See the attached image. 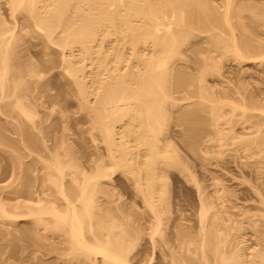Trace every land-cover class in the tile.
Masks as SVG:
<instances>
[{"label": "rangeland", "instance_id": "1", "mask_svg": "<svg viewBox=\"0 0 264 264\" xmlns=\"http://www.w3.org/2000/svg\"><path fill=\"white\" fill-rule=\"evenodd\" d=\"M204 1L206 7L200 8L201 13L191 15L180 26L185 39L179 45L180 55L170 61V84L167 81L166 85L169 98L161 106L167 119L162 145L175 151L183 168H170L162 175L161 181L168 183L170 211L163 225L164 238L156 236L154 242L149 233L155 224L154 214L141 190L143 172L140 179L137 174L111 166L102 133L95 131L91 123L92 102H88L90 107L87 103L84 106L77 84L66 73L65 58L70 55L57 45L60 31L47 39L27 13H14L8 0H0L4 23L0 44L11 51L7 56L11 71L4 92L0 91L4 97L0 102V202L6 203L7 210L6 214L0 211V264H104L100 258L94 262V256L89 259L74 251L66 229L51 215L45 214L39 220L29 212L30 205L31 211L36 205L61 213L67 210L52 183L53 175H57L52 163L64 167V187L72 196L78 194V183L84 177L100 173L99 169L108 175L99 180L94 227L103 224L124 233L127 240L130 236L136 239L134 249L130 247L132 251L127 253L132 264H185L190 259L192 264H199L200 252L176 253L164 239L177 245L194 240L191 248L198 249L202 225L207 236L212 228L219 238L229 239L226 254L236 255L228 264H255L254 253L264 244V142L253 148L246 142L255 137L264 141V121L261 130L253 127L259 118L264 120L259 108L264 109V65L260 61L240 62L224 50V39L229 37L223 16L228 2ZM230 1L232 21L240 38L241 18L236 14L246 0ZM251 3L258 4L254 0ZM259 3L264 6L263 0ZM89 70L86 64L85 75L81 74L86 83L91 80ZM239 92L245 98H239ZM217 98L244 101L260 110L249 111L250 120L239 110L231 117L232 106L225 103L223 109L231 122L224 118L213 125L208 99ZM15 101L32 112L31 119L8 109ZM193 131L197 136L192 135ZM128 145L134 155L137 141L129 140ZM72 165H76L77 172ZM203 207L207 210L202 222ZM87 231L93 237L94 232ZM96 231L98 234L100 230ZM205 250L212 255V246Z\"/></svg>", "mask_w": 264, "mask_h": 264}, {"label": "bare ground", "instance_id": "2", "mask_svg": "<svg viewBox=\"0 0 264 264\" xmlns=\"http://www.w3.org/2000/svg\"><path fill=\"white\" fill-rule=\"evenodd\" d=\"M197 1L201 4L196 0H8L12 12L21 10L27 13L35 27L47 39H50L56 30L60 31L57 45L70 55L68 59L65 58L66 73L77 84L84 106L92 102L89 103L91 107L88 105L91 109V123L95 131L102 133L109 150L111 166L115 170H128L137 174L140 179L143 176L144 185L141 190L144 201L150 207L155 219V224L150 227L152 231L149 232L152 238L150 239L154 242L157 240L156 236H164L163 225L166 224L164 222L170 211L168 183L161 181L162 175H166L170 168H183V162L175 151L162 145L165 134L163 125L167 120L162 103L164 104L169 98L166 85L170 84L168 80L170 78L168 75L171 73L170 61L180 55L179 45L185 39L181 37L180 26L185 25L191 15L201 13L200 8L203 10L202 8L206 7L203 4L204 0ZM251 1L246 0L236 14L241 18L240 40L238 28L232 21L231 3L233 2L226 0L228 3H226L227 7L225 5L226 11L223 16L224 23L229 28L227 34L229 37L224 39L223 48L235 55L240 62L260 61L261 65H264V6L259 3L262 0H254L261 6L252 4ZM1 21L3 20L0 18V29H3L4 23L2 24ZM8 52H11L9 48L4 50L2 45L0 46V91L3 92L5 80L9 78L8 72L11 71L8 67L10 57H7L10 55ZM86 64L90 66L87 73L91 76L89 83H86L82 77L85 75ZM239 94L241 95L239 98H245L243 93L239 92ZM90 96H93L92 99L88 98ZM2 98L4 99L0 96V102ZM221 99H208L211 103L213 125H218L224 118L231 122L232 119L226 118V115L230 113L233 117L237 115L236 110L241 111V115L248 120L252 118L248 115L249 111L261 109L260 111L264 112L262 107H259L260 109L251 107L252 105L244 104V101L236 103L235 99L233 101ZM16 102L8 109L16 110L31 119L32 112L25 109L20 102ZM225 103L232 106L229 113L223 109L222 104ZM263 121L259 118L254 122L253 127L258 131L261 130ZM192 135L197 136L194 131ZM251 139L246 142L249 148H253L254 145L261 147L264 142L256 137ZM129 140L137 141L138 149L134 155H131L133 152L128 145ZM52 166L57 171V175H53L52 183L59 189L67 210L61 213L46 205H40L38 208L36 205L31 211L32 205L29 204V208L27 204L29 212L33 215L29 214L34 217L37 215L36 218L39 220H42L45 214L51 215L61 228L66 229L72 243L71 248L73 247L74 251L78 250L80 255L86 254L89 259L90 256H94V259L92 257L94 262L96 260L98 262L100 258L104 264H132L127 253L136 239L132 240L130 236L133 242L131 243L124 233H116L113 227L109 229L108 226L107 229L103 224L105 228L101 227L102 225L94 227L92 217L95 195L99 192V180L108 175L99 169L101 171L98 172L99 174L84 177L78 183V194L72 196V193H68L64 187V167L55 163H52ZM75 166L72 165L71 168L77 172L78 168ZM139 176L136 178L138 179ZM74 179H78L76 175ZM140 179L137 181L140 182ZM5 204L0 202L2 213L7 211ZM80 206L82 210L79 209ZM206 210L202 209V222ZM86 225L89 228H86ZM53 226L59 228L54 222ZM202 227L203 235L198 249L191 248L194 240L180 242L177 245L168 238L166 241L164 239V243L166 242L176 253L191 250L194 254L200 252L199 264H228L230 257L236 255L230 257L227 255L226 246L229 239L219 238V234L212 228L210 235L207 236L205 226ZM94 228L100 230L98 234ZM87 229L94 232L93 237L91 235V238L89 237L86 233ZM181 239L183 240L182 237ZM209 246H212V255L205 250ZM254 257H256L255 264H264V244L254 253ZM179 259L183 260L184 257ZM175 261L174 259L172 262ZM192 263L193 259L185 262V264Z\"/></svg>", "mask_w": 264, "mask_h": 264}]
</instances>
